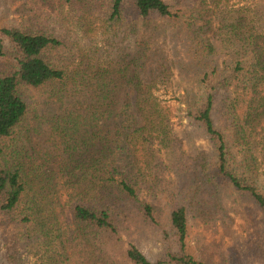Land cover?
<instances>
[{
	"label": "trees",
	"instance_id": "16d2710c",
	"mask_svg": "<svg viewBox=\"0 0 264 264\" xmlns=\"http://www.w3.org/2000/svg\"><path fill=\"white\" fill-rule=\"evenodd\" d=\"M242 1L0 0V214L69 216L7 264H264V0ZM191 34L204 69L175 133L156 91L180 89L169 49Z\"/></svg>",
	"mask_w": 264,
	"mask_h": 264
},
{
	"label": "rangeland",
	"instance_id": "374dc122",
	"mask_svg": "<svg viewBox=\"0 0 264 264\" xmlns=\"http://www.w3.org/2000/svg\"><path fill=\"white\" fill-rule=\"evenodd\" d=\"M231 3L235 5L244 4L242 0H231ZM186 30L187 28L182 30L181 33L186 34ZM189 30L191 32H196V30L198 29H196L195 27H191ZM171 31L174 32L176 30L174 27H172ZM195 35L198 36L197 33H195ZM195 35L191 34V37L186 40H179L180 37L173 40V42H171V49H169L170 53L172 51V57L176 59L177 68L174 67L176 69L174 70V80H177L181 83L180 89L174 91L176 89V86L174 88L161 87L156 91L157 97L163 100L169 107L172 108V123L175 133H180L186 124L183 112L185 105L180 102V97L182 95H185L186 92H192L193 95L195 94L193 92H197V87H199V80L197 79V76L204 69V65L197 66L195 63L197 56H201L200 49H194V46H192V44L196 43L195 39L199 41V39H203V36L201 34L199 38ZM224 59L225 58L223 57L215 56L214 58H212L211 63H217V65L219 66ZM209 62L210 60L207 63L209 64ZM20 92L24 94L25 102L28 106V120L32 122L33 125H36L38 123V102L40 103L42 101V98L40 97L38 91H34L30 88L21 87ZM126 92H133V90L128 89V91ZM123 96L125 95L121 93L116 102L119 103ZM133 98L134 95L132 93L130 99L132 100ZM43 109L44 108H42L41 110ZM26 214L27 212H24L21 215H18L16 213L10 215L0 214V233L3 237V240H1L0 242V264H7L9 258L13 259L18 257L17 254L19 252H22V255L20 257L21 260L25 262L28 261V263L38 262V253H34L32 249L34 242H32L33 240L31 239H27L29 238V235L33 232H37V234L39 232L41 234L43 233V230L45 228H48V232L51 234V236H53V232L57 229L62 230L67 220L69 219L66 210L61 212V209H57L55 210L56 223L54 225L46 226L43 221L44 216L42 214H40L39 217L37 214V226L34 223H20L19 217L25 216ZM63 214H65V216H63ZM38 221L40 222L39 226ZM198 231L202 233H208L205 227H195L192 230L191 243L194 235L196 234V232L198 233ZM136 233L139 234V239L137 240L142 244L145 251H150L156 254L157 248L153 246L151 241L153 228L146 227L140 229L137 232L135 231L133 234L135 238ZM24 242L27 244L28 242H32V244L27 247H23L22 245ZM60 242H64V237L60 236L58 239H55L54 237L49 238L50 251L48 255L53 256L55 254L57 246Z\"/></svg>",
	"mask_w": 264,
	"mask_h": 264
}]
</instances>
